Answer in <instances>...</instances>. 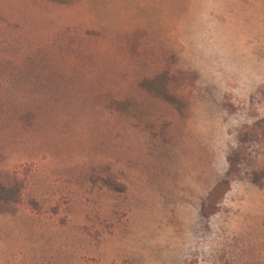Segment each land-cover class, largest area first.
<instances>
[{
  "label": "rangeland",
  "instance_id": "rangeland-1",
  "mask_svg": "<svg viewBox=\"0 0 264 264\" xmlns=\"http://www.w3.org/2000/svg\"><path fill=\"white\" fill-rule=\"evenodd\" d=\"M0 189V264H264V0H0Z\"/></svg>",
  "mask_w": 264,
  "mask_h": 264
},
{
  "label": "trees",
  "instance_id": "trees-1",
  "mask_svg": "<svg viewBox=\"0 0 264 264\" xmlns=\"http://www.w3.org/2000/svg\"><path fill=\"white\" fill-rule=\"evenodd\" d=\"M8 191H11L12 194H14V196L7 194ZM0 196L3 197V198H10V199L13 198V199H16V200H21V194L17 193V191H15V189L14 190H7V191H4V190L0 189Z\"/></svg>",
  "mask_w": 264,
  "mask_h": 264
}]
</instances>
